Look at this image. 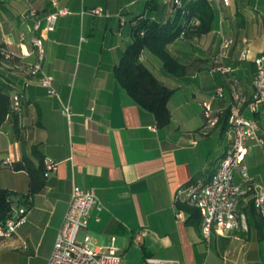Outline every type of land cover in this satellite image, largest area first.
Instances as JSON below:
<instances>
[{
	"label": "crops",
	"instance_id": "obj_1",
	"mask_svg": "<svg viewBox=\"0 0 264 264\" xmlns=\"http://www.w3.org/2000/svg\"><path fill=\"white\" fill-rule=\"evenodd\" d=\"M208 2L210 14L203 12L201 21L195 17L196 24L167 44L183 64L180 72L168 71L148 48L140 54L156 77L174 89L167 102L170 120L159 126L153 113L126 92L113 67L133 40L136 16L173 19L172 0H0V47L13 54H0V74L10 83L9 96L17 89L23 94L21 111L8 112L0 124V187L17 194L28 190V173L13 169L6 159L13 164L25 154L37 164L36 147L43 158L56 162L43 187L29 197L23 220L9 236H0V264H46L73 184L95 188L102 208L92 211L87 232L97 245L115 235L122 264H143L148 256L185 264L263 260L264 220L249 196L237 205L241 224L223 233L212 227L208 238L200 224L186 221L188 213L177 196L183 186L207 182L229 142L225 118L205 125L203 101L222 114L237 90L246 98L242 112L257 120L260 136L264 128V99L254 111L247 106L254 58L264 55V0ZM96 6L102 14L91 12ZM59 8L67 12L57 16L54 28L36 32L45 50L42 71L52 76L50 93L40 73L26 71L36 60L30 42L33 19L27 12ZM223 37L234 38L219 59L226 71L213 61ZM242 38L248 47L245 58L240 56ZM253 141H247V152ZM250 174L264 184L263 177ZM236 176L241 180L238 169ZM177 208L184 217L176 216Z\"/></svg>",
	"mask_w": 264,
	"mask_h": 264
},
{
	"label": "built area",
	"instance_id": "obj_2",
	"mask_svg": "<svg viewBox=\"0 0 264 264\" xmlns=\"http://www.w3.org/2000/svg\"><path fill=\"white\" fill-rule=\"evenodd\" d=\"M184 1L173 0L174 9L182 8ZM223 1L228 2V0ZM90 10L96 14L103 13L101 6L93 7ZM65 12H67L65 8H59L45 14H40L34 9L27 12L33 19L31 25L33 34L30 37V42L36 60L26 67V71L33 75L40 73V83L47 87L50 93L54 92L52 76L42 71L45 50L43 39L36 32L39 29H53L57 16ZM196 23L195 17L189 20V25ZM19 36L23 40L25 38L24 32H21ZM233 42L234 38L232 37L222 38L219 50L213 60L217 69L228 70L219 62V59L226 56L227 49ZM242 42L245 45L242 47L240 56L245 58L248 54L246 38H242ZM0 54L4 58L13 55L3 47H0ZM254 64L255 69L252 74L253 90L251 98L247 101V106L252 111L256 109V104L264 99V55L256 56ZM216 92L221 94L222 89L219 87ZM245 101L244 95L237 90L232 91L226 116L229 142L207 182L202 185L183 186L177 191V196L182 202L199 210L201 216L200 228L206 238L209 237L212 227L223 233L237 228L241 224V215L237 210V205L239 199L245 196L251 198L254 208L264 220V184L256 181L248 172L246 166L242 164L247 152V141L254 140L256 143H263L257 120L244 115L242 112ZM22 107V91L14 90L10 96V111L19 112ZM63 112L68 116L70 114L69 107L65 106ZM202 113L206 126H214L220 119L219 112L215 111L208 101L202 102ZM5 162L10 163L8 159ZM43 165L48 175L56 167V162L51 158L44 157ZM237 169L240 172L241 180L235 178ZM101 208L102 204L93 186L82 187L73 184L67 208L57 230L46 264H122L119 247L115 244V235H111L108 242L97 245L92 235L87 232L88 218L91 216L92 211ZM25 209V205L13 207L12 216L7 218L3 225H0V236H9L16 229V226L24 218ZM176 216L184 217V210L177 208ZM135 239L140 240L141 234H136ZM143 264H185V262L177 258L148 256L144 258Z\"/></svg>",
	"mask_w": 264,
	"mask_h": 264
},
{
	"label": "trees",
	"instance_id": "obj_3",
	"mask_svg": "<svg viewBox=\"0 0 264 264\" xmlns=\"http://www.w3.org/2000/svg\"><path fill=\"white\" fill-rule=\"evenodd\" d=\"M203 12L210 14L208 0H185L183 7L177 9L174 18L168 21H158L144 14L136 16L140 19L135 23L133 40L127 44L119 61L113 67L115 77L126 92L138 105L153 113L159 126L167 124L170 120L167 102L174 89L156 77L140 60V54L144 48H148L162 59L168 71L180 72L183 64L169 52L167 44L187 30L192 17H197L201 21ZM9 88V81L0 74V124L10 112ZM226 116L227 110L220 114V118L227 120ZM33 151L38 159L37 164L25 154L13 164L9 163L13 169H23L28 173V190L23 194H17L11 189L0 187V225L12 216L15 204L25 205V213L30 206L29 197L44 185L47 176L43 165L44 158L36 147ZM179 205L188 213L187 222L195 225L201 223V216L196 207L187 206L185 203Z\"/></svg>",
	"mask_w": 264,
	"mask_h": 264
},
{
	"label": "rangeland",
	"instance_id": "obj_4",
	"mask_svg": "<svg viewBox=\"0 0 264 264\" xmlns=\"http://www.w3.org/2000/svg\"><path fill=\"white\" fill-rule=\"evenodd\" d=\"M261 137L264 140V128H262ZM252 141L253 140H249V143ZM244 162L247 165L250 173L258 174L260 177L264 178V144H251L249 146L248 152L245 155ZM236 172L235 178L237 180ZM261 263L264 264V258L263 260L261 259V261L257 262V264ZM22 264H27V261H24ZM238 264H244V262H238Z\"/></svg>",
	"mask_w": 264,
	"mask_h": 264
}]
</instances>
